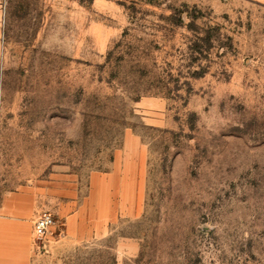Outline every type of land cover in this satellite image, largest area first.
<instances>
[{
    "label": "rangeland",
    "instance_id": "obj_1",
    "mask_svg": "<svg viewBox=\"0 0 264 264\" xmlns=\"http://www.w3.org/2000/svg\"><path fill=\"white\" fill-rule=\"evenodd\" d=\"M126 134L147 150L140 218L34 264H116L119 236L140 244L122 264H264V6L0 0V200L85 192Z\"/></svg>",
    "mask_w": 264,
    "mask_h": 264
},
{
    "label": "crops",
    "instance_id": "obj_2",
    "mask_svg": "<svg viewBox=\"0 0 264 264\" xmlns=\"http://www.w3.org/2000/svg\"><path fill=\"white\" fill-rule=\"evenodd\" d=\"M264 6V0H252ZM147 150L140 139L126 134L116 150L111 167L92 172L86 191L71 179L52 180L43 193L22 189L0 200V264H34V221L48 211L56 221L53 237L45 248L62 244H84L106 239L120 222L134 221L143 213L147 176ZM44 248V249H45ZM138 239L117 237L113 251L116 264L136 257Z\"/></svg>",
    "mask_w": 264,
    "mask_h": 264
},
{
    "label": "built area",
    "instance_id": "obj_3",
    "mask_svg": "<svg viewBox=\"0 0 264 264\" xmlns=\"http://www.w3.org/2000/svg\"><path fill=\"white\" fill-rule=\"evenodd\" d=\"M56 226L54 216L48 212L41 213L34 221L33 239L37 248H44L53 237V228Z\"/></svg>",
    "mask_w": 264,
    "mask_h": 264
}]
</instances>
